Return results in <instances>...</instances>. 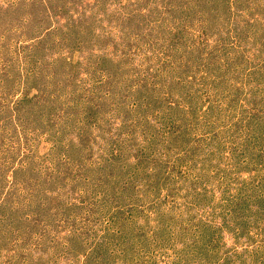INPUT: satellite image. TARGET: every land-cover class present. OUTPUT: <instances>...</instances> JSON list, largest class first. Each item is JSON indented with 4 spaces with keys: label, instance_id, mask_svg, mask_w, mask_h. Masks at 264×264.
<instances>
[{
    "label": "rangeland",
    "instance_id": "374dc122",
    "mask_svg": "<svg viewBox=\"0 0 264 264\" xmlns=\"http://www.w3.org/2000/svg\"><path fill=\"white\" fill-rule=\"evenodd\" d=\"M0 264H264V0H0Z\"/></svg>",
    "mask_w": 264,
    "mask_h": 264
}]
</instances>
